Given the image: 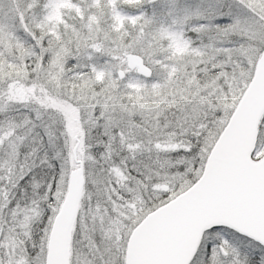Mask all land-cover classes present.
<instances>
[{
    "label": "snow or ice",
    "instance_id": "6c2138e0",
    "mask_svg": "<svg viewBox=\"0 0 264 264\" xmlns=\"http://www.w3.org/2000/svg\"><path fill=\"white\" fill-rule=\"evenodd\" d=\"M0 264H264V0H0Z\"/></svg>",
    "mask_w": 264,
    "mask_h": 264
}]
</instances>
